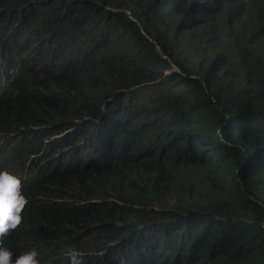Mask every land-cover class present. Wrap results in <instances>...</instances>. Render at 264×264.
I'll use <instances>...</instances> for the list:
<instances>
[{
	"label": "trees",
	"instance_id": "trees-1",
	"mask_svg": "<svg viewBox=\"0 0 264 264\" xmlns=\"http://www.w3.org/2000/svg\"><path fill=\"white\" fill-rule=\"evenodd\" d=\"M0 168L13 259L264 264V0H0Z\"/></svg>",
	"mask_w": 264,
	"mask_h": 264
},
{
	"label": "clouds",
	"instance_id": "clouds-1",
	"mask_svg": "<svg viewBox=\"0 0 264 264\" xmlns=\"http://www.w3.org/2000/svg\"><path fill=\"white\" fill-rule=\"evenodd\" d=\"M142 32V31H141ZM22 178L6 168H0V240L22 222V211L28 200L21 191ZM68 264H83L75 248L67 252ZM0 264H40L37 252L25 251L13 259V253L0 245Z\"/></svg>",
	"mask_w": 264,
	"mask_h": 264
},
{
	"label": "rangeland",
	"instance_id": "rangeland-1",
	"mask_svg": "<svg viewBox=\"0 0 264 264\" xmlns=\"http://www.w3.org/2000/svg\"><path fill=\"white\" fill-rule=\"evenodd\" d=\"M162 58L166 60V62L170 65L172 70H176L170 58H168L167 56H162ZM192 62L194 63L193 64L194 66L191 64ZM192 62L188 64L189 65L188 67L189 69L194 70L195 66L198 65V61L194 59L192 60ZM175 177L177 178V182H180L185 185L195 184L198 182L197 180L199 178L197 171L191 168H179L178 171L175 173Z\"/></svg>",
	"mask_w": 264,
	"mask_h": 264
}]
</instances>
